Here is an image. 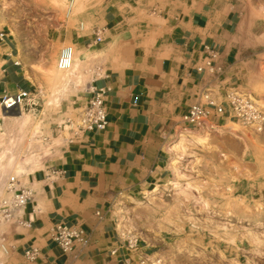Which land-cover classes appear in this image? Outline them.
<instances>
[{
  "label": "crops",
  "instance_id": "0c3cea01",
  "mask_svg": "<svg viewBox=\"0 0 264 264\" xmlns=\"http://www.w3.org/2000/svg\"><path fill=\"white\" fill-rule=\"evenodd\" d=\"M149 1L161 19L157 27L147 25L139 30L111 12L91 31L93 40L95 33L103 37L101 43H94L100 45L96 55L101 73L90 84L107 89L108 125L102 131L87 132L81 143L62 150L55 165L64 174L56 181L45 179L46 172L40 170L24 177L22 186L33 193L25 210L31 225L14 228L4 237L5 257L0 264H126L123 236L110 214L115 201L143 197L163 182L170 142L180 134L179 129L197 134L205 123L227 124L229 119L220 116H210L200 126L180 119L201 92L223 103L232 84L243 85V56L236 51L232 33L237 15L221 0ZM3 33L7 37L0 40V101L18 87L33 89L15 63L16 43ZM85 36L72 34L70 39L82 50L90 38ZM208 61L222 68L217 76L209 74ZM88 89L77 93L72 104L85 103L90 97ZM241 139L244 155L243 146L239 151L228 150L232 159L244 162L255 173L261 171L264 147L258 155L251 142ZM253 140L264 138L258 135ZM57 223L82 228L89 243H75L64 253L50 237ZM30 248L37 249L32 260L25 255ZM114 248L117 253L111 254Z\"/></svg>",
  "mask_w": 264,
  "mask_h": 264
},
{
  "label": "rangeland",
  "instance_id": "374dc122",
  "mask_svg": "<svg viewBox=\"0 0 264 264\" xmlns=\"http://www.w3.org/2000/svg\"><path fill=\"white\" fill-rule=\"evenodd\" d=\"M221 1L237 15L232 33L243 56L240 89L264 108V0ZM150 7L149 0H0V31L16 43L22 71L33 85L23 112L0 113V153L16 148L18 160L27 163L35 154L28 168L25 163L20 173L15 169L0 181V201L10 197L6 184L11 176L20 187L29 172L55 159L53 148L62 140L56 126L77 112L75 95L101 73L96 55L100 45L94 44L91 31L111 12L139 30L157 27L161 19ZM72 34L89 36L87 49L80 50ZM67 46L80 64L77 77L65 83L61 78L68 73L57 67V59ZM50 68L55 75L51 81L45 77ZM211 124L205 123L197 134L179 129L183 138L177 133L170 142L163 182L143 197L118 198L111 208L118 233L137 237L153 264H264V168L255 173L228 151L243 146L244 155L243 138L260 155L264 140L253 137L264 138V131L234 120L224 127L212 124L211 129ZM197 135L205 138L198 141ZM1 246L5 244L0 238V261L5 257Z\"/></svg>",
  "mask_w": 264,
  "mask_h": 264
},
{
  "label": "built area",
  "instance_id": "2783aa9c",
  "mask_svg": "<svg viewBox=\"0 0 264 264\" xmlns=\"http://www.w3.org/2000/svg\"><path fill=\"white\" fill-rule=\"evenodd\" d=\"M7 37L5 33L0 31V40ZM103 41V37L99 33H95L94 43L98 44ZM16 64H20L17 60ZM73 65V49L70 46L61 49L57 59V67L62 71L70 70ZM208 72L212 76H217L222 68L207 62ZM200 71L205 69L200 67ZM90 97L85 103L79 105L77 112L66 117L64 121L56 126V133L61 136V146L53 148L55 159L45 161L40 169L44 171L45 179L54 182L62 177L64 171L56 167L55 163L58 155L62 150L74 143H81L86 133L92 130L102 131L108 125L106 117L105 97L107 89L101 87L96 88L90 83L88 85ZM33 95L31 90L18 87L14 93H5L0 101L1 111L4 114H11L15 111H23L22 109L28 104ZM225 100L223 103H216L207 92H201L198 100L193 103L188 112L181 116V122L195 126L203 125L210 116L226 117L229 120L240 122L245 127H249L256 132L264 131V108L260 106L247 92L240 89L239 84H232L225 91ZM22 138V137H21ZM30 145L33 144L34 138L28 139ZM23 141V139H22ZM31 146L28 147L30 149ZM32 153V150H30ZM34 155L35 158V154ZM31 155V156H32ZM30 157V156H29ZM27 168L31 165V163ZM54 160V161H53ZM30 173V172H29ZM6 190L10 197L0 201V238L1 240L10 233V230L17 227H30L31 218H25V210L29 202L33 199L32 190L28 187L17 186L16 179L11 176L6 184ZM50 237L55 241L64 253L70 252L75 243L86 246L89 243V237L85 231L77 226L68 225L66 223H57L50 232ZM124 242L126 264H153L148 249L139 243L134 235H126L121 238ZM111 254H116L117 249L110 250ZM37 249L30 248L25 252L28 259L32 260L36 257Z\"/></svg>",
  "mask_w": 264,
  "mask_h": 264
},
{
  "label": "bare ground",
  "instance_id": "6f19581e",
  "mask_svg": "<svg viewBox=\"0 0 264 264\" xmlns=\"http://www.w3.org/2000/svg\"><path fill=\"white\" fill-rule=\"evenodd\" d=\"M72 5H73V2H70L69 5L67 6V10L68 11L70 10V7ZM74 57H76V53H74V51H73V65H72V67H71L70 70L65 71V72L68 73V75H64V77L61 78V82H65V83L71 82L72 79H73V77H75V78L77 77V68H78L80 62H79V60L77 61ZM53 72H54V70L52 68L48 69L47 70V74L45 75L46 79H48L50 81L51 80H55V75H53ZM179 136L181 138H183V134H180ZM204 138H205L204 136L197 135V140L198 141H202ZM6 149L8 151L7 150L6 151L4 150V151H2L0 153V181L3 179V177L5 178V176L7 174H9L10 171H13L15 169H16V172L17 173H20L23 170V168L25 167V163H27V162H21V161L18 160V157H17L18 155L15 152L16 151L15 150L16 148H8L7 147ZM33 158H34L33 155L29 157L30 160H33ZM30 160L27 163V165L30 164V162H31ZM175 185H177V184L175 183ZM153 190L155 191L156 188L153 189Z\"/></svg>",
  "mask_w": 264,
  "mask_h": 264
},
{
  "label": "water",
  "instance_id": "95a60500",
  "mask_svg": "<svg viewBox=\"0 0 264 264\" xmlns=\"http://www.w3.org/2000/svg\"><path fill=\"white\" fill-rule=\"evenodd\" d=\"M3 113H4V111H3Z\"/></svg>",
  "mask_w": 264,
  "mask_h": 264
}]
</instances>
